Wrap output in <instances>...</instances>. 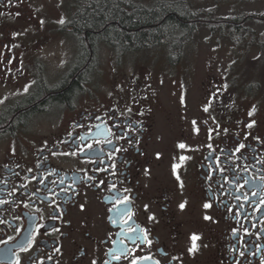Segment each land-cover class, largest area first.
<instances>
[{"label":"flooded vegetation","instance_id":"obj_1","mask_svg":"<svg viewBox=\"0 0 264 264\" xmlns=\"http://www.w3.org/2000/svg\"><path fill=\"white\" fill-rule=\"evenodd\" d=\"M88 11L0 0V264H264V90L90 76L100 45L116 65L149 48L107 44Z\"/></svg>","mask_w":264,"mask_h":264},{"label":"rangeland","instance_id":"obj_2","mask_svg":"<svg viewBox=\"0 0 264 264\" xmlns=\"http://www.w3.org/2000/svg\"><path fill=\"white\" fill-rule=\"evenodd\" d=\"M87 1L33 0L40 10L55 18L59 10L80 9ZM135 1L146 8L158 2H180V12H193L198 23L192 38L182 46V62L175 64L172 58L171 63H164L162 49L169 48L163 45L147 49L141 58L132 55L121 59L116 65L111 51L100 45L98 62L90 76H140L141 68L147 67L152 76H248V88L264 90V48L256 49L258 40H264V0ZM231 19L237 20L235 25H231ZM63 40L70 43L73 39L66 36ZM60 47V44H49L44 49L52 70L58 64L56 60L63 57ZM198 80L194 79L195 87Z\"/></svg>","mask_w":264,"mask_h":264},{"label":"trees","instance_id":"obj_3","mask_svg":"<svg viewBox=\"0 0 264 264\" xmlns=\"http://www.w3.org/2000/svg\"><path fill=\"white\" fill-rule=\"evenodd\" d=\"M180 2H158L151 8L138 4L135 0H89L84 9L99 11L87 13L86 24L89 31H102L99 35L104 42L121 50L125 41L132 43L133 51L160 48L165 43L174 44L178 50L182 43L190 40L195 33L194 14L180 12ZM101 10V11H100ZM236 19H231L235 25ZM183 33L179 38L178 34ZM254 43V41H252ZM264 48V40L257 42Z\"/></svg>","mask_w":264,"mask_h":264},{"label":"snow or ice","instance_id":"obj_4","mask_svg":"<svg viewBox=\"0 0 264 264\" xmlns=\"http://www.w3.org/2000/svg\"><path fill=\"white\" fill-rule=\"evenodd\" d=\"M9 2L11 3V0H9ZM0 15H3V13H0ZM60 23L63 24L64 20L61 19ZM41 24H43V21H41ZM13 35L15 36V35H18V34L14 33ZM24 90L27 91L28 90L27 87H25ZM0 102H2V101H0ZM205 111H207V109H205ZM251 115H252V112H249V116H251ZM252 123L254 124L255 122L253 121ZM248 127H252V124H249ZM81 139H83V137H81ZM89 147H91V145H89ZM181 147H184V146L181 145ZM240 147H244V145H240ZM237 150H239V149H237ZM183 207H184V205H181V208H183ZM205 207L207 208V207H209V205L206 204ZM205 218L206 219H210V217H205ZM192 239L196 240V239H198V237L193 236ZM193 250H194V248L193 249H189V251H193Z\"/></svg>","mask_w":264,"mask_h":264}]
</instances>
